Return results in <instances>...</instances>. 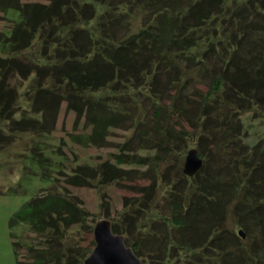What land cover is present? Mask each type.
Wrapping results in <instances>:
<instances>
[{
  "label": "trees",
  "instance_id": "obj_1",
  "mask_svg": "<svg viewBox=\"0 0 264 264\" xmlns=\"http://www.w3.org/2000/svg\"><path fill=\"white\" fill-rule=\"evenodd\" d=\"M97 4L104 8L101 13ZM133 12L144 19L139 29L127 17ZM0 13L12 25L0 31V71L5 75L0 86L1 116L11 119L14 111L12 92H6L10 74L18 79L39 75L40 82L47 76L45 69L55 66L69 92L63 102L78 117L87 118L96 134L131 123L143 144L152 143L153 150H159L156 156L164 161L187 148L190 135L185 124L195 129L198 139L193 142L204 164L193 177L180 174V183L174 186L184 181V188L168 184L173 192L165 195L170 201L164 208L169 214L159 221L163 235L156 226L146 232L147 218L139 229L136 226L148 200L136 205L137 218L129 213L122 224L112 223L113 232L130 240L145 264L165 262L168 255L174 258L175 250L184 253V264H264V148L260 151L258 142L246 149L241 142L253 127L243 113L264 111V0L246 4L239 0H0ZM98 16L99 34H78L76 27ZM68 25L76 27L57 37ZM39 38L43 47L54 40L63 43L67 59L57 64L17 63L16 57L29 52ZM52 89H40L38 97L51 95ZM102 90L108 95L100 97ZM135 91L144 92L142 102L150 103L152 116L149 110L143 116L144 105ZM144 125L152 126L156 135L142 137L147 135ZM132 163L119 158L115 165ZM186 181L194 188L192 194L185 192ZM170 193L181 196V201L171 199ZM38 195L14 214L10 226L44 232L46 242L40 248L30 246L35 249L32 264H73V253H65L64 229L85 226L87 212L55 189ZM148 198H152L149 192ZM229 212L245 234L252 235L250 247L241 245L236 234H226ZM204 234L203 246H196L202 244L197 241ZM13 238L17 262L19 242ZM197 250L201 253L195 255ZM89 253L88 249L79 264Z\"/></svg>",
  "mask_w": 264,
  "mask_h": 264
},
{
  "label": "rangeland",
  "instance_id": "obj_2",
  "mask_svg": "<svg viewBox=\"0 0 264 264\" xmlns=\"http://www.w3.org/2000/svg\"><path fill=\"white\" fill-rule=\"evenodd\" d=\"M239 1L245 4L250 3V0ZM96 7L98 13L104 10L102 5L97 4ZM133 13L132 16L130 13L126 15L130 19V25L137 28L144 19L140 18L141 14L138 12ZM118 16L122 17V15ZM98 18L99 16L93 22L90 21L78 27L68 25L60 31L57 37L67 36L75 27L77 32L79 31L78 34L85 33V36L89 32L90 35L99 34L98 29L101 28H99ZM11 26L0 13V31ZM42 45L39 38L34 42L29 52L27 50L16 57L17 63L29 66L34 61L41 60L45 63L57 64L62 62V59H67L68 56L64 57L67 55V49L58 40L50 42L47 47ZM45 49L49 50L46 52L47 55L44 53ZM9 57L11 56L8 55L6 58ZM45 70L47 76H43L45 78H42L43 81L40 82H37L40 79L39 75L33 79H26L24 75H20L18 79L10 74L11 82L7 84L8 88H6L7 93L12 92L11 107L14 106V111L11 119L6 118L7 115H0V264L33 263L32 257L35 254V249L30 246L39 247L44 244L46 242L44 232L35 233L29 229L25 230L22 226L12 228L10 222L14 214L31 197L35 194H48L54 189L68 197L67 201L72 202L80 211L87 212L85 226L78 225L72 229H64L66 231L65 253H73V261H71L73 264H79L88 249L90 251L88 257L94 250L96 246L94 227L97 222L107 219L111 223L120 221L122 224L124 220L122 217L129 213L134 214L137 218L136 205L141 204L142 200H148L147 205L150 204L141 207L145 211L138 217L141 219L137 220L136 226L139 229L143 224L141 222L143 218H147L146 224H144L146 232L150 233L151 228L156 226L155 230L158 234L163 235L159 221H161L162 215L169 214V211L166 212L164 208L170 201L165 195L167 192H173L172 186L168 184L174 186L176 182H179L180 174L184 173L188 151L197 150L195 142H193L194 139H198L195 129L185 124L186 133L190 135L187 140V148L180 154L174 152L172 155H167L163 161L162 157L158 159L156 156L159 150H153L152 143L144 141L143 144V140L131 123L96 134L87 118L78 117L70 110V104L63 102L69 92H67V84L60 77L62 74L57 72L58 67L50 66ZM4 80L5 75L0 71V86ZM198 86L199 84L195 85V87ZM44 87L53 88L54 93L46 96L41 94L42 96L38 97L39 90ZM135 93L137 101L144 105L143 116H145L150 103L147 100L142 102L145 98L144 92L135 91ZM99 95L101 97L108 94L102 90ZM120 96L115 95L114 98H120ZM145 107L148 108L145 110ZM2 110L1 107L0 111ZM147 112L149 116H152V110ZM243 114L245 122L252 123L253 127L249 133L245 132L242 135V144L247 147L246 149H252L256 143L260 142L259 148L262 151L264 148V111L256 109L248 114L246 112ZM144 118L147 119V117ZM144 120L142 119V121ZM143 129L147 132V135H141L144 138L156 135L153 134L152 126L144 125ZM145 145H149L151 149L142 150V146ZM119 158L133 161V163L117 167L115 163ZM141 159L144 161L140 162ZM44 179L49 183L44 184L46 183L43 181ZM164 182L166 184L161 185ZM184 183L183 181L181 185L176 184L174 188H184ZM186 183L185 192L190 190L192 194L194 188L191 189L189 182L186 181ZM148 192L152 194L151 199L148 198ZM171 195L172 193H170ZM171 199L180 202L181 196H171ZM225 218L227 219L226 234L231 237L236 234L237 237L242 238L241 245L250 247L253 244L252 235L245 234L244 229L238 226L231 212ZM238 228L243 231L244 236L240 234L241 231ZM141 234L143 232L139 231L138 235ZM144 234L147 233L144 232ZM13 236L16 237L13 238V241L19 242L17 262L12 244ZM205 238L204 234L203 240L197 241L202 244L195 245L203 246ZM128 241L129 243L125 238V246L134 250L130 240ZM68 249L72 251L68 252ZM199 253H201L200 250H197L195 255ZM172 254L174 258H169L168 255L165 262H155L154 264H184L186 262L184 253L180 254L175 250ZM196 259L200 260L201 258L197 257ZM143 263L145 264L144 260Z\"/></svg>",
  "mask_w": 264,
  "mask_h": 264
},
{
  "label": "water",
  "instance_id": "obj_3",
  "mask_svg": "<svg viewBox=\"0 0 264 264\" xmlns=\"http://www.w3.org/2000/svg\"><path fill=\"white\" fill-rule=\"evenodd\" d=\"M204 164L198 150L189 151L184 173L195 176ZM244 236L243 232H240ZM96 246L84 264H142L132 248L125 246V237L114 234L111 221L104 219L94 227Z\"/></svg>",
  "mask_w": 264,
  "mask_h": 264
},
{
  "label": "bare ground",
  "instance_id": "obj_4",
  "mask_svg": "<svg viewBox=\"0 0 264 264\" xmlns=\"http://www.w3.org/2000/svg\"><path fill=\"white\" fill-rule=\"evenodd\" d=\"M139 258V257H138ZM140 259V258H139ZM140 261L142 262V264H143V261L140 259Z\"/></svg>",
  "mask_w": 264,
  "mask_h": 264
}]
</instances>
